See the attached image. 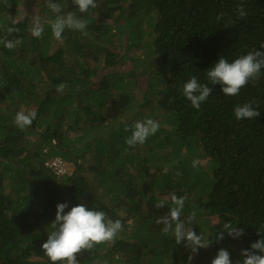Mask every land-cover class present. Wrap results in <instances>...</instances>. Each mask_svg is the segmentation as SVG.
<instances>
[{"label": "trees", "instance_id": "obj_1", "mask_svg": "<svg viewBox=\"0 0 264 264\" xmlns=\"http://www.w3.org/2000/svg\"><path fill=\"white\" fill-rule=\"evenodd\" d=\"M129 1L96 0L97 7L82 14L72 0H58L65 12L89 23L87 36L66 29L57 41L47 23L55 14L45 0H11V7L0 0V40L21 41L11 50L0 44V264H51L38 250L60 203L68 204L65 212L83 204L123 223L113 241L79 253V264H188L193 254L185 242L176 244L155 222L171 203L169 198L159 209L154 203L171 192L187 197L181 218L195 210L193 230L212 241L191 264H211L220 249L236 264L243 260L242 249L264 238V69L255 85L249 82L236 96L223 94L205 75L221 56L231 62L264 50V0ZM242 3L247 16L236 19ZM21 4L26 14L17 20ZM39 4L45 31L37 39L28 29L34 17L30 8ZM8 27L18 31L9 35ZM127 34V50L121 53L118 46ZM131 47L138 51L131 55ZM143 58L152 64L137 66ZM127 60L131 68L124 77L117 66ZM99 73L103 76L93 83L91 77ZM142 74L149 78L152 97L138 101L132 84ZM192 76L212 88L199 110L182 95ZM61 83L63 93L56 90ZM111 101L121 106L113 108ZM249 101L260 115L238 121L234 106ZM123 105L131 121L119 122L111 140L99 137L124 113ZM21 110L37 112L23 131L14 124ZM146 118L158 121L159 131L143 145L129 147L125 137L131 131L125 129ZM89 136H96L92 147L76 145ZM89 154L102 163L91 166L94 179L80 172ZM201 157L205 164L193 167ZM55 158L75 163L76 172L58 174L47 164ZM228 222L243 228L244 235L228 236L223 229ZM221 232L224 238L217 240ZM206 250L213 251L209 258Z\"/></svg>", "mask_w": 264, "mask_h": 264}, {"label": "clouds", "instance_id": "obj_2", "mask_svg": "<svg viewBox=\"0 0 264 264\" xmlns=\"http://www.w3.org/2000/svg\"><path fill=\"white\" fill-rule=\"evenodd\" d=\"M4 7H11V0H2ZM46 7L55 14L54 19L47 21L53 37L57 41H62L65 30L78 31L83 36H87L86 31L89 21L74 12L64 11V6L58 0H45ZM72 5L78 8L80 13H87L90 8L97 7L96 0H72ZM247 16L245 5L242 3L236 9V19H243ZM224 14L217 16V20L223 19ZM15 23V21L13 22ZM229 24L235 23L229 19ZM18 29L8 27L9 35L17 32ZM33 38H42L44 22L41 17L34 16L28 29ZM21 41L19 39H3L0 44L9 50L16 47ZM264 49V44L261 45ZM262 69H264V50H252L247 54L241 55L231 62L224 56H221L212 67L206 72L207 80L212 84H219L221 91L226 96H236L241 89L251 82L253 85L259 81ZM66 85L61 83L57 86V92L63 93ZM212 93V88L208 83L199 82L196 76H192L182 85V95L191 102V106L197 110L203 102H206ZM253 101L244 104H237L233 108L235 118L239 120L256 119L260 112L253 107ZM37 117L35 110L18 111L14 116V124L21 131L30 127ZM160 123L151 118H146L135 122L130 129L131 135L125 137V143L129 147L143 145L150 136L155 135L160 129ZM192 166H198V160L192 161ZM180 173L177 172V175ZM171 206L169 211L156 219V224L162 225V233L174 237L176 244L184 243L186 249L191 253L197 254L199 249L208 248L212 241L206 239L202 234L197 235L192 225L196 218V211H191L186 218L182 219V213L185 209L186 196H178L175 192L168 193L163 199L154 203V207L159 209L165 205ZM68 204L60 203L56 206L55 220L51 223V231L48 232L46 242L42 244L44 255L48 257L51 264H79L77 255L82 251H91L96 245L113 241L117 234L123 230V223L120 219L113 220L109 218L104 211L89 209L86 205L80 204L71 207L65 212ZM264 229V225L261 226ZM224 231L233 239L244 235L243 228L235 227L231 222L223 224ZM261 230L258 229V232ZM224 232H221L216 239L222 240ZM259 253V254H258ZM193 255H189L188 264H191ZM240 255L242 261L236 264H264V238L253 243L247 249H242ZM211 264H232L230 253L225 249L218 250Z\"/></svg>", "mask_w": 264, "mask_h": 264}, {"label": "rangeland", "instance_id": "obj_3", "mask_svg": "<svg viewBox=\"0 0 264 264\" xmlns=\"http://www.w3.org/2000/svg\"><path fill=\"white\" fill-rule=\"evenodd\" d=\"M66 2V1H65ZM130 2H131V0L128 2V5L130 4ZM127 7V6H126ZM2 8H0V10H1ZM31 10H33L34 12H33V14H34V16H39V17H41V15H40V12H38L39 11V9H41V5L39 4V5H32L31 6V8H30ZM130 10V9H129ZM118 12H120V10L118 11ZM44 13H46L47 14V16H48V13L45 11ZM15 14V17H16V19L17 20H19V19H22V18H24L25 17V14H26V12H24L23 11V6H22V4L18 7V12L17 13H14ZM1 15V14H0ZM4 17V16H3ZM48 19H49V17H47ZM46 20V19H45ZM124 38L126 39V40H123L122 41V43H121V45L120 46H118V49L121 51V53H124L126 50H127V45H128V41H127V38H128V34L127 35H125L124 36ZM132 49H130L129 51H130V53H131V55L134 53L133 51H135V50H137L135 47H131ZM138 51V50H137ZM35 53V52H34ZM38 53V50H36V53L35 54H33V56H32V58L34 59V60H36V58L35 57H37L36 56V54ZM38 55V54H37ZM142 60H144V61H142V62H140L139 64H137V66H140V68H142V66H150L152 63H151V61L152 60H150V59H145V58H143ZM130 68H131V64H130V60H127V63H124V64H120V65H118L117 66V69L120 71V73H124V77L128 74V71L130 70ZM103 76V73H99L98 74V76H97V74L96 75H94L93 77H91V79L90 80H92V82L94 83L95 82V79H100L101 77ZM88 81H89V79H88ZM148 81H149V78H148V76H146L145 74H142V75H138V78H136V80H135V83H134V85L132 84V86L134 87L133 89H134V91L136 92V94H137V100L138 101H144V97H145V95H148V98H151L152 96L150 95V93H149V91H148V93H147V90H148ZM132 83V81H130L129 82V84H131ZM154 101V100H153ZM156 101V100H155ZM125 102V101H124ZM155 103V102H154ZM110 104H111V107H113V108H115V107H118V106H121V105H119V104H115L114 102H110ZM123 109H124V113H122V114H120V115H118V117L117 118H115V120H113V122L110 124V125H108L106 128H104V129H102L101 130V134H99L98 136L99 137H102L104 140H111V138L113 137V135H114V132H115V130L118 128V126H119V122H124L125 124H128V122L129 121H131V119H132V116H131V113H129L128 111H126L125 110V107H124V105H123ZM147 109V111L149 110V108H146ZM145 109V110H146ZM68 123V122H67ZM67 123L65 124V128L67 129L68 128V125H69V123H68V125H67ZM71 123H74L73 121H71ZM69 130H71V129H69ZM73 135V134H72ZM34 137H36V135H34ZM90 137V136H89ZM89 137H86V138H84L83 140L82 139H80V140H78L77 141V143H76V145L77 146H83V148H85V149H87V148H90V147H92V145H90L91 144V141L92 140H94V139H96L95 137L96 136H91L90 138ZM31 143V142H30ZM94 149V148H93ZM92 155L91 154H89V156H88V158H87V160L85 161V160H81V162L83 163V168H84V170H80V172L82 173H84L88 178H92V179H94L95 178V176L93 175V172H92V170H91V166H95V167H98V166H100L102 163H99L98 161H96V160H93V157H91ZM199 162H202V164H205V162H204V160H205V158H196ZM70 164V165H69ZM68 165H67V169H69V174H71L72 172H76V170H77V168H76V164L75 163H69ZM151 173L152 172H154V170H151L150 171ZM148 176V175H147ZM153 176V174H150L149 176H148V180L151 178ZM135 178H137L140 182H141V185H142V187H145V189H146V187H147V185H144V184H146V183H144V182H142V180H141V178H140V176H139V174L136 172L135 173V176H134ZM148 180H147V182H148ZM96 183H97V179H96ZM97 186H98V188H99V191H101L102 192V189H101V186L99 185V184H97ZM166 197V196H165ZM198 235V234H197ZM42 249H39L38 251H41ZM208 251H210V250H208ZM206 252H207V250H206ZM212 252L213 251H211L210 253H208L209 255H208V258L211 256V254H212Z\"/></svg>", "mask_w": 264, "mask_h": 264}, {"label": "built area", "instance_id": "obj_4", "mask_svg": "<svg viewBox=\"0 0 264 264\" xmlns=\"http://www.w3.org/2000/svg\"><path fill=\"white\" fill-rule=\"evenodd\" d=\"M49 164L53 169L60 175L65 174L69 169H67L68 163L62 160L61 158H55L51 161H48Z\"/></svg>", "mask_w": 264, "mask_h": 264}]
</instances>
